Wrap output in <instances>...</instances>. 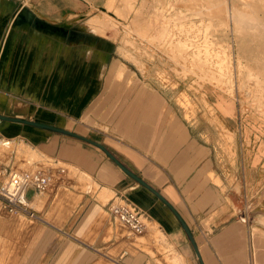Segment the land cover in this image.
I'll use <instances>...</instances> for the list:
<instances>
[{"label": "crops", "instance_id": "crops-1", "mask_svg": "<svg viewBox=\"0 0 264 264\" xmlns=\"http://www.w3.org/2000/svg\"><path fill=\"white\" fill-rule=\"evenodd\" d=\"M89 7V0H0V115L64 127L102 144L179 214L202 264H264V213L261 222L255 213L252 221L225 224L222 209L237 178L225 172L227 162L221 163L216 130L221 124L234 137L240 130L218 113L210 128L203 129L201 115L186 122L170 94L146 82L104 87L105 42L79 21H70L84 17ZM111 74V80L117 78L115 71ZM107 95L109 106L104 104ZM206 102L212 105L208 98ZM9 139L23 154L29 144L36 153H27L22 165L15 155L0 163L17 170L64 168L44 191L53 190L58 222L68 223L76 234L72 240H56L61 245L56 252H43L42 264H199L175 213L98 145L0 119V148L9 149ZM247 163L240 161L245 185L256 181L245 175ZM251 164L261 174L256 183H264L263 158ZM28 191L31 201L44 192ZM117 201L141 214L145 227L147 220L153 230H119L126 227L107 209ZM91 221L93 232H77Z\"/></svg>", "mask_w": 264, "mask_h": 264}, {"label": "rangeland", "instance_id": "rangeland-1", "mask_svg": "<svg viewBox=\"0 0 264 264\" xmlns=\"http://www.w3.org/2000/svg\"><path fill=\"white\" fill-rule=\"evenodd\" d=\"M89 5L84 17L76 16L70 21L82 23L89 34H93L87 26L90 21H101L100 31L94 33L105 42L103 49L107 52L103 55L108 56L104 87L132 86L134 79L140 81H135L136 85L146 82L169 93L186 122L201 115L203 129L210 128L216 125L212 116L218 113L240 130L235 137L221 124L216 130L221 163L227 162L229 169L225 172L239 182L227 186L231 198L222 202L225 224L235 219L246 222L255 213L256 221H262L264 183H256L261 174L251 162L261 157L264 160V31L259 35L257 27L263 24L264 0H89ZM113 71L117 78L128 74L132 77L125 82L111 80ZM205 94L212 105L206 102ZM108 98L109 95L104 103L107 106ZM12 143L14 139H9L6 146ZM27 153H34L30 144ZM27 153L14 144L9 149L0 148V159L5 161L7 156L15 155L22 165L21 159ZM243 159L252 165L247 166L245 175L256 180L254 183H242ZM9 168L0 163V183ZM51 197L53 190H47L30 200L40 221L0 213V264H42L44 253L48 249L56 252L61 245L56 240H72L75 230L68 223H59ZM92 222L77 232H93ZM119 227L124 234L131 233ZM146 227L153 230L147 220ZM208 234L204 237H209L211 231Z\"/></svg>", "mask_w": 264, "mask_h": 264}, {"label": "built area", "instance_id": "built-area-1", "mask_svg": "<svg viewBox=\"0 0 264 264\" xmlns=\"http://www.w3.org/2000/svg\"><path fill=\"white\" fill-rule=\"evenodd\" d=\"M62 172H64L62 167L56 171L51 169L17 170L10 167L6 178L0 183V210L7 214H21L32 220H42L30 206L27 192L30 189L34 193L43 192ZM108 213L133 234H140L145 230L142 215L124 202L117 201L109 204Z\"/></svg>", "mask_w": 264, "mask_h": 264}, {"label": "water", "instance_id": "water-1", "mask_svg": "<svg viewBox=\"0 0 264 264\" xmlns=\"http://www.w3.org/2000/svg\"><path fill=\"white\" fill-rule=\"evenodd\" d=\"M0 119L2 120H10V121H16V122H22V123H27V124H30V125H33V126H37V127H44V128H48L50 130H54V131H57V132H61V133H64V134H68V135H72L73 137H76V138H81V139H84L86 140L87 142L89 143H92V144H95L96 146L98 145L102 150L105 151V153L112 159L115 161V163L119 164L121 166V168L132 178H135L140 184H142L143 186H145L147 189H149L152 193H154L155 195H157L163 202L166 203L165 199L163 198L162 195L159 194V192L155 189H152L141 177H138L135 173L133 174L130 170H128L119 160H117V158H114L113 155L100 143H96V142H93L91 140H89L88 138L80 135V134H77V133H74L64 127H56V126H53V125H50V124H46V123H38L36 121H31V120H27V119H20V118H16V117H9V116H3V115H0ZM167 204V203H166ZM168 205V204H167ZM168 207L172 210L173 213H175V215L178 217V219L180 220L181 222V226L182 228L184 229V231H186L188 237H189V240L191 241V243L193 244V247L194 249L196 250V253H197V257H198V260H199V264H202V261H201V258H200V254H199V251L198 249L196 248V245L194 243V239H193V236H192V233L191 231L188 230L187 228V225L185 224V222L180 218L179 214L176 213L174 211V209H172V207H170L168 205Z\"/></svg>", "mask_w": 264, "mask_h": 264}, {"label": "bare ground", "instance_id": "bare-ground-1", "mask_svg": "<svg viewBox=\"0 0 264 264\" xmlns=\"http://www.w3.org/2000/svg\"><path fill=\"white\" fill-rule=\"evenodd\" d=\"M230 11V10H229ZM233 22H234V16H233ZM89 28H90V30L94 33V32H96V33H98V31H100V26H101V21L100 20H98V19H94L93 18V20H91L90 21V23L87 25ZM125 26V25H124ZM105 27V26H104ZM250 27V26H249ZM257 27H258V29H260L261 30V32H260V34L259 35H263V31H264V20H263V24L262 25H260V23H258V25H257ZM253 30H255L254 28V26L253 27H251ZM241 32H239V34H240ZM256 34H258V32L256 33ZM243 35V34H242ZM245 35V34H244ZM150 36V35H149ZM247 36V35H246ZM249 37V36H248ZM253 37V36H252ZM251 38V37H250ZM253 39V38H252ZM251 39V40H252ZM255 39V38H254ZM252 42V41H251ZM246 44V43H245ZM251 44V43H250ZM237 45H238V42H237ZM253 45H254V43H253ZM252 45V46H253ZM242 46V45H241ZM244 46H246V45H244ZM243 46V47H244ZM248 46V45H247ZM242 47V48H243ZM255 47V46H254ZM259 47V46H258ZM242 51V50H241ZM245 51H247V50H245ZM243 52V51H242ZM248 52H250V50H248ZM244 54V53H243ZM217 98V97H216ZM223 100V99H222ZM229 103V102H228ZM34 153H36V151H34ZM152 224V223H151Z\"/></svg>", "mask_w": 264, "mask_h": 264}]
</instances>
